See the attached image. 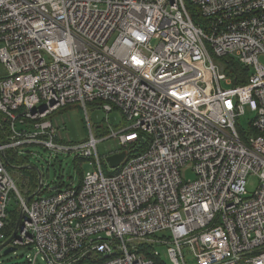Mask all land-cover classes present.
Masks as SVG:
<instances>
[{"label": "built area", "instance_id": "built-area-1", "mask_svg": "<svg viewBox=\"0 0 264 264\" xmlns=\"http://www.w3.org/2000/svg\"><path fill=\"white\" fill-rule=\"evenodd\" d=\"M260 53L264 0H0V243L13 232L3 231L12 191L22 215L3 248L34 249L29 264L38 255L46 264H186L184 249L193 264H264ZM222 57L247 67L245 84L220 71L213 58ZM88 102L131 122L111 133L126 150L111 175L91 129L80 142L57 139L52 115ZM246 106L255 135L237 127ZM130 129L149 138L133 156ZM30 145L95 168L44 196L39 173L27 199L6 155L22 158ZM187 163L195 178L183 181ZM250 174L258 185L249 195ZM162 230L170 239L157 237Z\"/></svg>", "mask_w": 264, "mask_h": 264}, {"label": "rangeland", "instance_id": "rangeland-1", "mask_svg": "<svg viewBox=\"0 0 264 264\" xmlns=\"http://www.w3.org/2000/svg\"><path fill=\"white\" fill-rule=\"evenodd\" d=\"M193 14V11L190 12ZM214 61L220 66V71L226 66L222 62L221 58H213ZM258 60L264 65V53L258 55ZM1 67V66H0ZM226 74V72H225ZM255 112L248 106L245 107L243 115L239 118L238 129L243 130L245 133L255 135L249 127V121L254 117ZM2 119V116H0ZM52 122L56 128L57 139L60 142H80L87 138L89 129L92 130L94 136L99 139L97 143V151L101 161V167L104 174H113V169L109 166L106 156L119 151L124 148V145L120 143L117 136H112L113 130L128 126L131 122H127L123 119L119 110H113L109 113L105 112L99 104L96 102H88L84 108L81 104H70L63 108H60L52 115ZM135 132L139 135L140 131L130 129L126 133ZM134 136V135H131ZM22 158L17 161L12 160L11 153L7 152V157L13 163L8 166V171L14 180V183L21 194L27 198L33 194V183L37 178L39 183V173L42 176L43 190L36 194V196H44L52 193L51 187L60 184V187L67 185H76L78 183L77 169L82 171L93 170L95 167L90 164L92 159L85 158L82 160L74 159L72 154H66L64 152H55L49 149L43 148L40 145H30L22 153ZM17 160V159H16ZM74 160H77L74 162ZM22 162V164H21ZM29 165L27 169H23L21 166ZM180 176L183 181L195 178V172L192 169L191 163H187L179 168ZM258 185V178L255 174H250L246 178L245 189L250 195ZM17 209L20 212V206L16 203V195L12 191L8 198L7 211H14ZM8 214V219L9 220ZM157 237L170 239V231L162 230L156 233ZM129 246L131 244L128 243ZM168 244H156L154 248L160 254L164 261H168L167 255ZM32 257L35 254V250L28 247H19L18 249L4 254L0 251V264H29L27 262V255ZM184 256L186 264H193L192 258L184 249ZM36 264H46L40 255L36 258Z\"/></svg>", "mask_w": 264, "mask_h": 264}, {"label": "trees", "instance_id": "trees-1", "mask_svg": "<svg viewBox=\"0 0 264 264\" xmlns=\"http://www.w3.org/2000/svg\"><path fill=\"white\" fill-rule=\"evenodd\" d=\"M187 5H188V9L190 10V12H191V10L193 11L192 7L189 6V3H187ZM191 17L195 22H198V21L203 22V20L200 19L198 17V14H196V13L191 14ZM221 59H222L221 61L226 64V66L224 68H222V72H224V73L226 72V74L232 78V84L233 85L245 84L248 81L249 71H248L247 67L242 66L236 60L231 59V58L222 57ZM1 73H2V71H1V67H0V75H1ZM0 116H1V114H0ZM0 122H1V119H0ZM250 129H251V127H250ZM139 133L140 134L137 135V141L130 143L128 146L129 156L137 155V154L143 152L148 146V143H149L148 136H146L142 132H139ZM0 140L2 142L4 141V135L2 132V128H0ZM66 143H74V142H66ZM74 159L82 160L84 158L75 157ZM12 160L17 161V163H19V161H22L21 158H17V160H16V158H13V156H12ZM77 160H74V162H76ZM22 162H21V164H22ZM11 163H13V162L11 160H9V158L7 157V165H6L7 169ZM23 169H27V168H23ZM118 169L119 168L113 169V172L114 173L117 172ZM77 174H78V183H76V184L78 185L82 181L84 171L77 169ZM35 180L36 181H35V183H33V187L31 189L33 191H35L38 188L37 178ZM56 186L60 187V184H57ZM16 203H17V201H16ZM9 212H10V215H9L10 219L7 220V223L3 229L5 236H8L11 234V232L15 226L16 220L19 216L17 209H15L14 211H8V214H9ZM143 250H145V246L143 247Z\"/></svg>", "mask_w": 264, "mask_h": 264}, {"label": "water", "instance_id": "water-1", "mask_svg": "<svg viewBox=\"0 0 264 264\" xmlns=\"http://www.w3.org/2000/svg\"><path fill=\"white\" fill-rule=\"evenodd\" d=\"M125 156H126V150H120V151H117V152H114V153H111V154L107 155L106 156V160H107L109 166L112 169H115V168L119 167V165L124 160ZM21 167H23V168H27V167L33 168L32 166H29V165L28 166L25 165V166H21ZM52 189H55V187H52ZM33 195L34 194L28 196L27 199H30ZM21 216L22 215L20 213L18 218H17V220H16V223H15V226H14V229H13V232H12L11 236L9 238H7L4 242L0 243V249H2L8 243V241L14 236V234L16 233L17 226H19V224H20ZM15 249H16V247H14V246H7V247L2 249V252L4 254H6V253L14 251Z\"/></svg>", "mask_w": 264, "mask_h": 264}]
</instances>
